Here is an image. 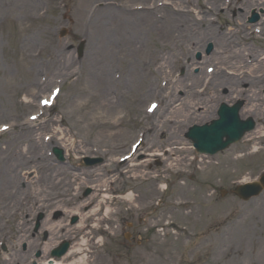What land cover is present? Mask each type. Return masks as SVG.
I'll return each instance as SVG.
<instances>
[{
  "label": "rangeland",
  "instance_id": "rangeland-1",
  "mask_svg": "<svg viewBox=\"0 0 264 264\" xmlns=\"http://www.w3.org/2000/svg\"><path fill=\"white\" fill-rule=\"evenodd\" d=\"M23 1L25 0H0V13H2L0 16V126L11 125V132L0 137V194H4V205L9 198L13 200L11 209L17 206L13 205L16 201L18 203L24 202L25 206L21 215L17 216L11 224L9 218L10 205L5 206L6 208H1L3 205H0V214L2 213L0 215V233L3 227H6L4 235L9 240L8 243L4 244L7 251L0 254V264L9 261L19 246L16 240L18 238L15 235L16 228L20 223L23 224L21 235L24 240L25 221L31 216V213L45 212L46 216L52 217L51 223L68 224V228H63L57 236L53 237V242L68 239L74 244H79L81 237L77 235V231H79L77 226H80L81 214L87 215L86 213L91 209L93 210L100 205V212L95 217L86 220V223L92 225L95 223L100 226L95 228L93 234L87 235L88 244L84 247L90 251L87 264H264V193L250 202H243L232 192L236 185L251 181L262 174L264 171V152L252 158L243 159L236 165L227 163L228 160L246 154L255 147L254 142L245 144V138L249 133L240 142L232 145L224 152L213 157H204L198 155L186 139V134L191 127L205 124L193 123L187 128L186 134L183 136L186 148L191 150L188 151L186 157H183L184 161L182 157L178 158L182 161L184 168H181L179 172L171 171L169 170L170 162L166 161L170 147L165 144L169 132L167 128L162 131L160 125L166 117H169L171 121L183 120L184 117L177 116L175 118V115H169L167 109L161 107V112L149 120L150 123L147 128L150 129L149 143L154 140L164 147L156 149L155 156H151L152 152L146 150L141 152L142 154L135 159V164L141 165L139 168H132L130 166L132 164L123 166L115 162L116 158L118 159L121 154L127 153L129 145L135 142L138 131L135 132L134 127L140 124L143 127L142 131H145V109L158 96L157 93H149L151 89L153 88V92L157 88L162 89V82L164 85L167 83L168 86V80H171L169 75L171 74L174 80L185 78L187 69L186 65L182 66V62L186 63L191 57L195 62L201 63L199 64L201 66L195 68L194 72V68L190 70L194 75H197L199 68L202 69L204 75L208 66L216 67L217 76L224 72H231L235 75L240 72L246 78L244 83L240 79L242 82L236 84L238 87L246 89L249 86V80L256 79L255 82L263 85L261 88L263 93L264 67L256 71L251 77V72L256 70L252 67L254 62H251V65L243 63L241 67L232 68L227 64L229 60L225 58L222 60L225 61L226 65L210 64L209 61L216 52V45L213 42H208L204 48L202 46L206 41H210L215 34L234 31L233 41L238 37L247 41L246 45L236 47L235 53L237 52L238 56L243 57L248 52L252 55V60H255V53H257L260 56V61L264 63V34L252 36L254 32L248 33L249 31H247L250 27L261 30L260 24L261 20L264 19V10H258L256 6L248 5L247 11H244L238 8V5L242 3L241 0L237 2L236 7H229L227 10L228 6L225 0H219V4L225 5L222 9V12L225 13L219 17L218 13L212 16L216 20L212 25L211 34L209 36L208 33L205 34L204 40L196 35L198 29L203 26L199 24L196 27L193 23L188 24L185 29L177 30L171 36L167 35L168 30L164 32V28L172 26L171 21H169V12L173 10L171 7L158 11V14L163 15L166 22L157 20L154 21L156 23H153L144 19L137 21V25H135L132 19L129 20L130 22H124L121 26L117 19L111 16L117 25H112L108 34L99 37L94 32L100 27V23L104 22L106 13H101L97 20L94 19L92 23V14H90L88 22L91 24L86 23L84 16L89 8L88 5L93 2H115L116 0H33L36 4L34 7L30 5L32 0H26V8L23 7L25 5ZM117 1L127 4L126 6L129 7L136 3H156L159 0ZM205 2L214 3L215 0H193L191 5L194 7L193 9L199 7L203 9V14L199 20L207 16L210 17L213 12L212 9L206 7L207 5H204ZM64 3H68V5L63 6ZM178 6L177 0L176 9ZM183 7L186 11L189 9L184 4L179 6L180 9ZM40 11L41 14H44V21L40 22L34 17L31 18ZM247 12L248 15L245 17ZM254 13L258 14L260 19L258 22L250 24L248 18ZM240 14L239 24H237V16ZM185 16H192V14ZM230 16L235 17L236 23L234 25L228 24ZM204 23L207 22L204 21ZM84 25L90 27L87 29ZM63 29L68 31L65 37L60 36ZM221 39L228 42L226 38L222 37ZM186 40H193L195 44L187 46ZM128 41L135 43L140 51L136 55L137 66L135 68L128 62L130 59L126 51L131 47L127 43ZM83 42L85 46L83 53L80 54L79 47ZM52 43L56 47L59 46L57 43H61V47H68L67 53L74 56L77 61L78 72L73 78L63 83V86L59 85L62 87V94L57 99L55 108L44 109L43 124L37 125V123L31 122V119L37 111L38 100L41 96H48L50 91L56 87L54 78L58 77L57 73L60 69L52 65L54 61L47 57V54L52 57V53L48 52L47 49V46ZM210 44L214 46V49L210 54H207ZM187 47L192 49L189 57L185 51ZM161 48L165 49L163 54L167 53L170 59L168 62L169 69L166 68L163 72L159 71L164 63L157 62V67L154 61V57L156 58L158 54H161L159 52ZM245 50L246 52L243 54ZM119 52L122 53L120 55L121 62H119L121 59L117 57ZM40 53L41 56L37 57L36 55ZM100 56H104L108 65L107 80L109 86L98 94L96 81L98 70L87 71L81 65L87 58L95 59ZM115 58L117 59L114 60ZM207 58H209L208 64H203ZM46 59L52 65L51 79L46 72ZM126 60L128 61L126 62ZM32 67L34 68L33 72L28 74ZM131 71H139V77L147 75V81L144 83L139 78V85L126 84V79ZM226 78L228 75L227 77L224 76V83H226ZM229 78L236 79L237 76H229ZM184 82H189L188 77L184 79ZM217 86L216 83L209 84L204 94V100L209 101L215 92L229 96L228 90L221 89L219 91ZM256 91L259 92L260 90ZM89 95L94 96L92 97L93 100H89ZM177 97L179 101L173 103L174 105L180 104V100L184 98V93H178ZM71 100H74L81 108L73 107ZM106 100L108 107L118 108L116 114L108 113L107 107L104 106V110H100L96 117H86L94 105L106 102ZM237 100L240 99H232L229 96L224 100L221 99L220 105L222 102L235 104ZM176 111L182 113V106ZM240 117L244 120L250 116L243 118L240 114ZM253 120L256 119L253 118ZM128 121H130L129 124ZM119 123H121L120 128L117 127ZM255 123L258 128L260 124L256 121ZM114 125L117 129L114 128ZM154 126L157 131L153 130L152 127ZM58 131L63 132V136ZM53 133L55 138L45 141V137ZM25 134L31 136L33 142L45 146L42 155L53 168H29L30 170L16 168L21 165L26 155L21 156L20 159H16L15 155L18 151L25 150L32 143L27 136L21 138ZM73 137H76L77 141H85L88 145L87 148H89L74 150V147H71ZM92 146H97L99 150L96 151L97 148L92 149ZM54 148L63 149L66 154L65 163L61 164L57 161L53 155ZM71 148L73 149L71 150ZM84 158L102 159L103 161L102 165L94 167L93 172L86 173L90 178L96 179L98 174L113 173L118 170L117 168H125L124 171L121 170L118 177L113 178L117 188L115 191L124 194L128 190L135 191L140 199L137 207L136 204L130 207L124 200H122L124 201L122 204L120 199H124V196L119 199L112 198V204L109 203L105 207V202L100 203L103 201L101 195L96 196L97 198L94 200L91 199L94 194H97V190L96 193L91 190L92 194L85 199V194L91 187H84L80 183H75V179L81 177L74 176L81 174L75 170L76 168H86L81 163ZM58 168H63V171L67 168L64 173L69 174V176L65 177L63 185L70 189L68 195L64 197L68 200L72 199L73 202L68 204L54 203L55 206L50 205L46 210H43L41 207L44 204L42 202L44 195L41 193V189L44 182L42 183L41 178L37 179V175L44 174L43 171L54 173ZM204 168L206 171L202 173L201 169ZM134 170H139L138 176L133 175ZM6 173L10 175L3 177ZM143 173H151L156 177L155 181L150 180L152 185L161 187V185L166 184L167 189L165 191L159 189L154 194H148V184L144 180L146 178H144ZM105 181L106 179L101 181L99 188L106 187ZM184 184L190 186L188 195L184 199L189 201L190 207H194L193 214L188 218L172 216V203L175 196L179 194V187ZM29 188L34 192L37 191V198L34 200L35 196H33L28 202L30 199L27 198L26 200V197ZM193 188L196 193H192ZM222 191L226 192L225 196H222ZM143 194L148 196L147 201L141 199L144 197ZM150 198H152L151 201ZM88 199L90 201L83 204L84 206L81 208L74 205L75 203H83ZM60 205L62 207H59ZM108 207L113 211L109 217L105 213ZM86 209L89 211L86 212ZM71 211L76 215L70 214ZM169 213H171L170 217H168ZM3 216H6L7 219L3 220ZM55 217L59 219L56 222L54 221ZM74 217H78L79 220L76 226L71 225ZM252 220L258 222L257 226L252 223L251 230L243 232L246 224L248 226ZM47 222L43 227L46 226ZM172 222H176L178 225L181 223V228L184 227L190 233L189 238L177 237L176 228L161 230L164 224ZM237 222L239 224H235ZM71 228H73L72 233ZM69 230L70 233H68ZM1 238L2 236H0ZM31 250L33 248L29 251Z\"/></svg>",
  "mask_w": 264,
  "mask_h": 264
},
{
  "label": "bare ground",
  "instance_id": "bare-ground-1",
  "mask_svg": "<svg viewBox=\"0 0 264 264\" xmlns=\"http://www.w3.org/2000/svg\"><path fill=\"white\" fill-rule=\"evenodd\" d=\"M21 1V0H20ZM81 1V0H80ZM24 3L26 2L23 1ZM242 3L240 5H238V8H241L244 11H247L248 9V5L251 7H257V8H262L264 9V0H242ZM179 6L182 4L181 0H178ZM220 1L219 0H215L214 3H208L207 6L208 8L212 9L213 11H218L219 9H221V5H219ZM4 4V3H3ZM188 4L192 5L193 4V0H190L188 2ZM33 7L36 5L35 2L32 0L31 4ZM237 5V3L235 4V6ZM179 6L177 9H173L172 12H169V21H171L172 26L164 28V32L168 33L167 35L171 36L172 33L176 32L177 30L180 29H185L188 24H192L195 25L196 27H198V25L200 24L201 26H203L202 28L198 29V33L196 34L197 37H201V39H205V34L208 33V36L211 34L212 32V25L210 24H206L204 23V21L207 19L205 18H200V14H202V8H195L192 7L190 10V13L193 14L192 16H185V15H181L180 14V10ZM194 6H195V2H194ZM24 8H26V3L23 6ZM88 7L90 8V4L88 5ZM87 7V8H88ZM88 8V9H89ZM88 11V10H87ZM243 12V11H242ZM87 13V12H86ZM86 13H85V17H86ZM101 13H106L105 17H104V22L100 23V27L98 29H96V31L94 32L95 35L101 37L103 35H106L109 33V30L112 28V25L116 24V21H113L111 19V16L116 18L117 21L119 22V25L123 26L124 22H130L129 20L133 19V23L135 25H137V21L139 22V20H147L148 22H153L156 23L154 21H157V17L154 16L153 13L151 14H145V13H136L133 15H130L128 13H125L124 10H119L118 8L112 9V8H106L103 10H99L96 13V17L95 20H97L98 16ZM248 15L245 14L244 16L246 17ZM0 16H2V13H0ZM239 16L237 17V24H239ZM235 17L230 16L228 19H230V21L228 22V24L230 25H234L235 22ZM199 21H201V23H198ZM97 23V22H96ZM117 25V24H116ZM190 26V25H189ZM85 28H89V25H84ZM92 27V26H91ZM189 28V27H188ZM239 28V26H238ZM234 33V31H228L226 32L227 36H232ZM262 33L264 34V19L262 20ZM180 37L182 38V35H180ZM213 40L216 41L215 45H216V52L214 53L215 55H213V57L210 59L209 63L212 64L214 63V65H226L225 61H223L222 59H228L229 61H227V64H229L232 68L235 67H241L243 63H245V58L249 55V54H244L246 52L243 51V57L238 56L235 53V48L239 47V46H244L246 45L247 41L241 37L236 38V40H234L233 42H226L223 39H219L216 36H212L211 37ZM223 38L224 35H223ZM126 42V40H124ZM131 47L126 51V54L129 56V61L126 60V62L128 61L130 65H132L134 68L135 66H137L136 64V59L138 53L140 52L138 49V46H136L135 43L132 42H127ZM187 46L190 44H195V41L193 40H186ZM59 46L51 49L52 51V57H50L54 62L52 63V65H55V67H58L57 69H59L57 75L59 76V78H61L62 80H68L73 78L78 70L76 68V60L74 59V56H72L70 53H67L68 47L66 46H62L61 47V43H57ZM95 45V44H93ZM96 46V45H95ZM61 47V48H60ZM202 48H204V46H202ZM191 48L187 47L185 49L187 57L190 56L191 54ZM165 51L164 48L160 49V53L156 56V58L154 57V61L156 66L158 67V63H164L161 67V70L159 72H163L166 70V68L169 69L168 67V62H169V57L168 54L165 53L163 54ZM122 53L119 52L117 57H119L121 60L119 62L122 61V58L120 57ZM193 54V53H192ZM252 56V55H251ZM260 56L255 53V61H254V65L252 66L253 68H256V70H253L251 72V77L256 73V71L261 70L264 67V63L260 61ZM118 58V59H119ZM117 58H115L114 60H116ZM208 59H205L203 61V64H208ZM113 60V61H114ZM158 62V63H157ZM78 64V63H77ZM198 62L192 61L191 64H186L184 62H182V66H187L188 69V78L190 80L191 84H188L186 82H184V80H178L175 83V87H169V93L167 90H157L160 94H164L166 99L168 100L166 105H164V107H167L168 109L171 108V103L172 101L175 100L176 96L175 93L176 92H183L184 93V99L181 101L182 104V109L183 112L181 113V111H175V112H168L169 115H175L174 117L176 118L177 116L184 117L183 120H179L176 119L174 121H171V119H165L161 125H160V129H163L162 131H164V129H168V137L165 140V144H168V146L170 147V149H168L169 154H168V158L166 159L167 162H170L169 165V170L171 171H177L179 172V170L182 167V161H180L178 158L182 157V160L184 161L185 159L183 157H186L187 153L189 150H191L190 148H186L185 143H184V137L186 134V130L187 128L193 124V123H206L209 122L210 120L215 118L216 115V111L218 109V106L220 105L221 99H226L229 96L232 97V99L235 97L243 99L245 102V107L241 110L240 114L243 118L245 117H253L255 118L256 122H258L260 125L258 128L255 129V131H253L252 133H250L249 135L246 136L245 138V144H249L251 142H254L253 144H256L258 146H255L252 148L251 151L247 152L246 154H241V156H238L237 158H232L230 160H228L227 163H231V165H236L237 163L241 162L243 159L246 158H252L255 155L264 152V148H260L259 146L264 144V97L262 96L261 93V88L263 87V85H261L258 82H255L253 79L249 80V86L248 88H241L238 87V85L241 83L240 81H238V79H231V78H226L228 79L226 83H224V76H226V73H221L217 76L218 73H216V78H214L213 83H216L218 86V90H228V95L229 96H224L221 93H214L213 97L210 98L209 101L204 100V95H201V87L205 86L206 84V80L208 79L209 76H203V71H201L199 74L194 75L190 73V69H192L193 67H198L200 66ZM51 65V68H52ZM82 68L86 69L87 71H93V70H98L97 71V88H98V94L100 92H103L104 90H106V88H108L109 86V81L107 80L108 78V65L105 61L104 56H100L97 57L95 59L93 58H87L85 59L84 63L81 65ZM62 68V69H61ZM216 68V67H215ZM34 68L32 67V69L28 72V74H31L33 72ZM126 72V71H125ZM139 72V71H138ZM138 72L135 71H131L126 79V84H138L139 85V78L142 82H146L147 81V75H143L142 77H139ZM217 72V71H216ZM145 73V72H144ZM53 74L52 70H49V77ZM207 79H206V78ZM129 81V82H128ZM245 80H243L242 83H244ZM174 84V83H173ZM111 88V87H110ZM153 89V88H152ZM152 89L149 93L152 92ZM256 90H260L259 92H257ZM90 91V90H89ZM93 92V91H92ZM234 96V97H233ZM94 96L89 95L88 98L89 100H93ZM176 101V100H175ZM174 101V103H175ZM71 104L73 107L77 108H81V106L77 103L74 102V100H71ZM107 100L106 102H102V103H97L96 105H94L90 111H88V114L86 115V117L91 116V117H96L97 115H99L100 110H104V106L107 107V111L110 114H116V112H118V108H114V107H108L107 106ZM160 109H158L156 112H154V116L157 115L160 111ZM99 112V113H98ZM98 119V118H97ZM173 122V123H172ZM60 124H62V122H60ZM114 128L117 129V127L114 125ZM153 129H155V126L153 127ZM155 131H157V129H155ZM58 133H60L61 136H63V132L58 131ZM31 135V134H30ZM52 138H54L55 134H52ZM29 138V141L32 142L29 144V146H27V148L25 150L22 151H18L16 156V159H20L21 156H25L24 160L22 161L21 165L17 166V169H28L29 168H53V166H50L49 161L43 157L42 155V151L44 149L45 146L43 145H38L36 142H33V138L31 136H29L28 134H25L24 136H22L21 138H25V137ZM63 140V139H62ZM11 145V143H9ZM74 146V150L78 149H88L87 148V144L85 141H79L76 142L75 144L72 143L71 147ZM164 147V145H162L161 143H157L156 141L153 140V143L151 145H149V149L152 151V155L151 156H155V150L158 148ZM140 152L142 151V148H140L139 150ZM139 151L136 152V156L139 154ZM141 154V153H140ZM134 159V157H133ZM131 159V161H129L127 164H134V160ZM15 161V160H14ZM186 162V161H185ZM14 164V162H13ZM141 165H132V168H139ZM28 167V168H27ZM209 168V167H206ZM206 168L201 169V172L204 173V171H206ZM14 169V166H13ZM12 169V170H13ZM65 171V170H64ZM62 168H58L54 173H49L47 171H43L44 174L41 175H37V179L41 178L42 183H43V188L41 189V193L44 195L43 196V205L42 207H48V206H55L56 204H68V203H72L73 200L72 199H65L64 196H67L69 193V187L64 186V180L65 177L69 176V174L64 173ZM86 172H92V170H83L82 171V175L81 174H76L74 175L75 177H81V185H92L94 190H97L99 188V185L101 183V181H103V176H101L100 174H98L97 178L95 179H90V177H87ZM137 172H139V170H134L133 171V175L136 176ZM145 172V171H144ZM141 173V172H140ZM139 173V174H140ZM39 174V173H38ZM144 175V179L145 182L148 184V191L147 193H153L156 192L157 190L160 189L161 190H165L166 189V185L163 184L161 185V187H157L155 184H151L150 180L155 181L156 177H154L153 174L151 173H143ZM10 175L9 173H6L3 177ZM138 176V175H137ZM12 177V176H11ZM75 180H79V178H76ZM25 182V181H24ZM28 182V181H27ZM11 183H12V178H11ZM74 183V180H73ZM179 194L175 196V200L172 203L173 207H172V216L176 215L179 216L181 218H188L189 216H191L194 212V207H190L189 206V201H187L186 199H184V197H186L188 195L190 186H188L187 184H184L183 186L179 187ZM146 193V191H145ZM144 193V194H145ZM192 193H196V191L193 188ZM143 194V195H144ZM96 196H94L93 198H91L92 200L95 199ZM152 197V196H151ZM4 194H0V202H1V208L10 205L9 208V218L11 221V224L14 222L15 220V216L16 214H18L19 212H22V210L24 209V205L23 202L21 201L20 203H18V201H16L15 204L13 205H17L15 208L11 209V204L13 203V200L11 198H9L8 202L4 205ZM37 198V194L34 198V200ZM141 199H143V201H147L148 200V196L144 195V197H142ZM184 199V200H183ZM102 200L100 203H104L105 202V207H107V204H112L113 200L112 198H110L107 195H103L102 196ZM124 200L130 207L131 205L137 204L140 202V199L137 197L136 192L135 191H131L128 190L127 193L124 196V199H120L121 203L124 204ZM150 201L152 200V198L149 199ZM90 199H88L87 201L80 203V204H74L75 206L81 208L83 207L85 203L89 202ZM56 203V204H54ZM59 207H62V205H60ZM6 208V207H5ZM57 208V207H55ZM78 208V210H79ZM100 206H97L96 208H93V210L89 211L87 215H81L82 220H85L87 217H95L96 214L98 212H100ZM182 209V210H181ZM12 211V212H11ZM72 213V212H70ZM106 216L109 217L110 214L113 213V211L110 209V207L107 208L106 210ZM109 213V214H108ZM2 214V213H1ZM0 214V215H1ZM108 214V215H107ZM170 214H168V217H170ZM19 217V216H18ZM3 220L7 219L6 216H3L2 218ZM254 221V222H253ZM252 223H255L257 226V221L252 220L248 226L246 224V227L244 229L243 232L251 230V225ZM51 225L50 229L53 231V233L56 232L57 228L61 227L62 225H56V224H52L49 223ZM82 224V223H81ZM180 225H178L176 222H172L169 223L168 226L169 227H177V228H181V223H179ZM235 224H239V222L235 223ZM96 227H99V225H95ZM23 228V224H19L18 227L16 228V237L18 239H16L19 243L23 242L22 239V229ZM2 238H5L7 241L5 242L8 243L9 240L7 237H5V235L2 233L1 234ZM168 236V235H167ZM183 238H186L183 234L182 236ZM16 241V242H17ZM17 242V244H18ZM88 244L87 241V237H83L81 239V243L79 245H77L78 247H73L71 249V252L68 254V256H66L65 258H62L60 260H54V261H48L50 260L49 257V249L52 247V245H48L45 249H44V256L41 259V261L39 263H46V264H87V257H79L76 258L78 254L81 253V251H83V247H86ZM31 246L33 245L30 244ZM14 259L13 260H9V261H4L3 264H23V258L24 256L19 252L18 254H14Z\"/></svg>",
  "mask_w": 264,
  "mask_h": 264
},
{
  "label": "water",
  "instance_id": "water-1",
  "mask_svg": "<svg viewBox=\"0 0 264 264\" xmlns=\"http://www.w3.org/2000/svg\"><path fill=\"white\" fill-rule=\"evenodd\" d=\"M212 126H213V129H209L205 127V128H194L192 130V132L194 131L197 132L195 136L200 138L202 142L203 150H214L218 146H221L222 137L224 136H226L227 138H229L232 135L239 137L241 133L240 127L242 125L239 124L236 114H233L231 117H224L223 119H221V121L214 123ZM195 136L193 137V139L196 141ZM203 139L205 143L203 142ZM259 191H261V189ZM240 193H242L241 194L242 196L243 195L251 196V194H244L243 192H240Z\"/></svg>",
  "mask_w": 264,
  "mask_h": 264
},
{
  "label": "snow or ice",
  "instance_id": "snow-or-ice-1",
  "mask_svg": "<svg viewBox=\"0 0 264 264\" xmlns=\"http://www.w3.org/2000/svg\"><path fill=\"white\" fill-rule=\"evenodd\" d=\"M47 103V102H46Z\"/></svg>",
  "mask_w": 264,
  "mask_h": 264
}]
</instances>
